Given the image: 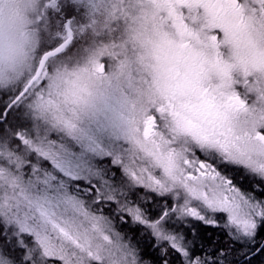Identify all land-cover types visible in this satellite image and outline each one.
<instances>
[{
  "label": "snow or ice",
  "instance_id": "1",
  "mask_svg": "<svg viewBox=\"0 0 264 264\" xmlns=\"http://www.w3.org/2000/svg\"><path fill=\"white\" fill-rule=\"evenodd\" d=\"M6 12L0 264H264V0Z\"/></svg>",
  "mask_w": 264,
  "mask_h": 264
},
{
  "label": "clouds",
  "instance_id": "2",
  "mask_svg": "<svg viewBox=\"0 0 264 264\" xmlns=\"http://www.w3.org/2000/svg\"><path fill=\"white\" fill-rule=\"evenodd\" d=\"M23 8V5H14ZM0 35L3 38L4 55L7 57L11 50H26V45L20 36L19 20L15 13L6 12L2 21H0Z\"/></svg>",
  "mask_w": 264,
  "mask_h": 264
},
{
  "label": "rangeland",
  "instance_id": "3",
  "mask_svg": "<svg viewBox=\"0 0 264 264\" xmlns=\"http://www.w3.org/2000/svg\"><path fill=\"white\" fill-rule=\"evenodd\" d=\"M260 192H261V190L257 187L256 189H255V193L254 194H257V195H259L260 194ZM261 198H264V197H261ZM54 264H59V262L58 261H56V262H54Z\"/></svg>",
  "mask_w": 264,
  "mask_h": 264
}]
</instances>
